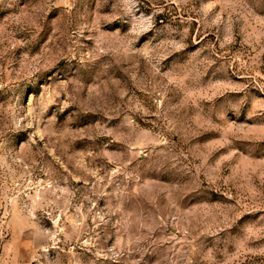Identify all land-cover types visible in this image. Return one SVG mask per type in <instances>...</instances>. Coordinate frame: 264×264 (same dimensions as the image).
<instances>
[{"label": "rangeland", "instance_id": "1", "mask_svg": "<svg viewBox=\"0 0 264 264\" xmlns=\"http://www.w3.org/2000/svg\"><path fill=\"white\" fill-rule=\"evenodd\" d=\"M0 264H264V0H0Z\"/></svg>", "mask_w": 264, "mask_h": 264}]
</instances>
